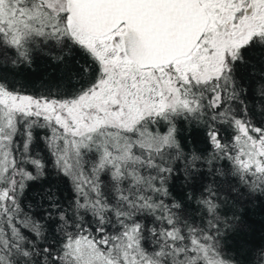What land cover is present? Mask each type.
<instances>
[{"label": "snow or ice", "instance_id": "1", "mask_svg": "<svg viewBox=\"0 0 264 264\" xmlns=\"http://www.w3.org/2000/svg\"><path fill=\"white\" fill-rule=\"evenodd\" d=\"M0 264H264V0H0Z\"/></svg>", "mask_w": 264, "mask_h": 264}]
</instances>
